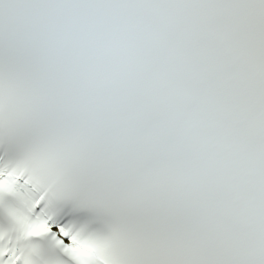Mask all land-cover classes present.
<instances>
[{
	"label": "snow or ice",
	"instance_id": "1",
	"mask_svg": "<svg viewBox=\"0 0 264 264\" xmlns=\"http://www.w3.org/2000/svg\"><path fill=\"white\" fill-rule=\"evenodd\" d=\"M0 264H264V0H0Z\"/></svg>",
	"mask_w": 264,
	"mask_h": 264
}]
</instances>
